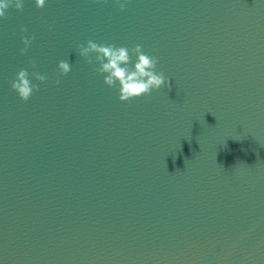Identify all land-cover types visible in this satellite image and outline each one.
Here are the masks:
<instances>
[{
  "label": "water",
  "instance_id": "1",
  "mask_svg": "<svg viewBox=\"0 0 264 264\" xmlns=\"http://www.w3.org/2000/svg\"><path fill=\"white\" fill-rule=\"evenodd\" d=\"M22 2L0 19V264H264V0ZM88 40L142 45L170 89L121 102Z\"/></svg>",
  "mask_w": 264,
  "mask_h": 264
},
{
  "label": "clouds",
  "instance_id": "2",
  "mask_svg": "<svg viewBox=\"0 0 264 264\" xmlns=\"http://www.w3.org/2000/svg\"><path fill=\"white\" fill-rule=\"evenodd\" d=\"M96 3H108V0H94ZM124 11L131 0H114ZM37 8H43L46 0H34ZM14 8L23 11L22 0H0V19H7V10ZM53 26L49 25V31ZM21 33H27V29L21 27ZM35 36L22 35L21 41L24 47L20 50V55L28 52ZM76 52L88 64L93 65V71L98 75H103V83L109 88H117L118 99L121 102H129L142 96H150L153 91L161 88L170 89V78H166L163 72L156 71L158 57L146 54L142 45H135L132 48L126 46H116L115 44L97 43L88 40L76 45ZM135 57V63L132 57ZM95 65H99L96 67ZM131 65V67H130ZM29 67L34 71L30 74L27 68H21L11 83V89L17 93L18 97L27 102L34 92L39 91V85L32 83L30 75L36 81L44 83L48 80L47 74L35 71L36 62L30 61ZM57 78L55 83H61L60 77L67 76L71 71V64L67 60H60L57 67Z\"/></svg>",
  "mask_w": 264,
  "mask_h": 264
}]
</instances>
